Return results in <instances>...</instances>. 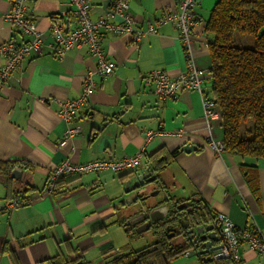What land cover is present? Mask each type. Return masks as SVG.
I'll return each mask as SVG.
<instances>
[{
  "label": "crops",
  "instance_id": "0c3cea01",
  "mask_svg": "<svg viewBox=\"0 0 264 264\" xmlns=\"http://www.w3.org/2000/svg\"><path fill=\"white\" fill-rule=\"evenodd\" d=\"M179 1L129 0L133 28H156L136 44L127 33L115 36L100 31L103 55L115 67L105 79L92 77L96 88L69 125L80 132L63 145L68 126L57 115L56 101L79 96L95 60L85 48L57 59L48 47L52 19L59 17L68 31L76 27L68 0L29 2L28 11L43 46L39 55L24 59L0 88V160L32 166V170L16 168L20 174L13 185L21 191L31 187V191L26 192L25 202L19 197L6 200L4 178L0 177V264H43L57 254L67 255L69 249L89 264H98L104 249L115 250L111 235L124 232L122 221L134 212L126 206L127 198L145 195V188H159L149 185L127 193L125 183L134 182L151 157H170L185 144L195 150H179L159 174L161 189L172 190L165 191L172 196L169 200L182 204L199 197L212 219L223 215L236 227H252L264 237V160L241 159L228 152L216 156L207 146L200 96L181 91L174 100H159L152 87L144 84V77L155 70H164L173 79L185 71L177 31L171 24L155 25L163 14L176 11ZM217 2L196 0L194 8L200 22L192 31V50L196 67L202 71L209 69L210 37L204 26ZM9 3L0 0V44L9 40L22 44L27 38L3 20ZM109 5L110 0H91L90 19L96 21ZM203 89L211 97L207 78ZM211 126L215 140L221 141L219 116ZM158 130L164 135L145 143L146 133ZM140 149L143 156L133 172L101 171L72 177L57 193L45 191L48 177L65 161L81 165L120 160ZM241 165L255 166L257 192L247 185ZM7 241L12 251L4 249ZM90 250L99 254L87 261L85 253ZM241 252L242 264H264V257L245 248Z\"/></svg>",
  "mask_w": 264,
  "mask_h": 264
},
{
  "label": "built area",
  "instance_id": "2783aa9c",
  "mask_svg": "<svg viewBox=\"0 0 264 264\" xmlns=\"http://www.w3.org/2000/svg\"><path fill=\"white\" fill-rule=\"evenodd\" d=\"M30 1L10 0L9 9L3 15V20L16 28L27 38V41L17 44L13 40H9L0 44V60L2 61L0 88L24 59L30 55H39L41 52L43 39L29 14L27 5ZM68 1L72 6V18L76 27L72 31H68L59 17L52 19L49 26L51 44L48 47L57 59H61L68 51L85 48L88 55L95 60V68L86 73L78 97L72 100L56 101L57 115L68 126L61 145L80 132L78 127L69 125L77 111L96 88L92 77L96 75L105 79L112 74L115 67L114 63L107 61L103 55L100 31L112 33L115 36L127 33L131 35V40L135 44L144 35L156 32L154 25H149L146 31L133 28V19L128 12L129 0H110L109 7L96 21L90 19L91 0ZM195 6L196 0H180L176 11L163 14L155 23V25L171 24L177 31L185 60V71L173 79L164 70H155L145 76L143 80L146 86L152 87L154 95L159 100H174L181 91H192L200 96L203 117L208 131L207 146L219 157L223 152V145L221 141L215 140L211 126V122L219 115L214 102L203 91L208 70L202 71L196 67L192 50V31L200 22L194 15ZM160 135H164V132L160 130L147 132L145 143ZM142 156L143 149H140L135 155L120 160H95L81 165H73L65 161L49 176L46 193L52 194L55 182L63 178L80 177L101 171L133 172L137 169ZM215 220L220 227L222 236L221 248L213 255L215 262L227 261L228 264H242V248L264 257V237L256 230L236 227L227 217L220 214L215 216Z\"/></svg>",
  "mask_w": 264,
  "mask_h": 264
},
{
  "label": "trees",
  "instance_id": "16d2710c",
  "mask_svg": "<svg viewBox=\"0 0 264 264\" xmlns=\"http://www.w3.org/2000/svg\"><path fill=\"white\" fill-rule=\"evenodd\" d=\"M204 33L210 37L207 43V80L210 99L220 118L223 152L241 159L264 160V0H218L205 23ZM248 36L252 37V46H240L239 42ZM178 152L179 149H176L170 157L149 159L148 166L154 172L156 183L160 181V172ZM18 167L32 170L27 163L0 160V177L4 178L5 199L16 200L19 197L22 198L21 202H25L26 192L31 191V187L17 190L13 186L14 180L10 178L11 172ZM241 170L247 185L257 192L255 166L241 165ZM71 178L57 180L52 195L64 188ZM171 203L168 216L151 227L156 239L151 245L124 254L115 253L112 248L104 249L98 264H171L177 257L186 254L188 251L184 247L173 248L168 240L170 233L176 236L172 226L178 224L176 216L179 212L175 207L181 202ZM187 209L182 210L186 212L185 229L213 220L199 197L189 199ZM123 229L127 237L130 236L132 227L123 226ZM16 244L18 248L21 247L19 242ZM4 249L12 251L8 241L4 243ZM75 253L69 249L67 255L57 254L43 264H89Z\"/></svg>",
  "mask_w": 264,
  "mask_h": 264
},
{
  "label": "water",
  "instance_id": "95a60500",
  "mask_svg": "<svg viewBox=\"0 0 264 264\" xmlns=\"http://www.w3.org/2000/svg\"><path fill=\"white\" fill-rule=\"evenodd\" d=\"M183 153H190L195 150V147L190 144L183 145L180 149ZM153 171L150 169V166H147L144 172L137 177L134 182L130 180L125 183L126 192H131L132 190L138 191L145 188L147 185L155 184L156 177L153 175ZM20 174L18 169H14L10 178L16 180ZM132 186L130 187V185ZM161 192V186L159 189L153 191L149 194V197L158 195ZM166 195V194H165ZM142 196L141 198H137ZM148 197V196H147ZM144 195H138L126 202V204H131L134 202H143L146 198ZM163 202H169V197L166 195ZM188 206L187 203H182L175 207L176 211H181ZM141 212L138 215H135L125 221L123 226H134L136 224L142 223L136 229V233L141 231H147L151 229L153 224L160 222L166 218L169 214V207L167 204L158 205L157 207H140ZM187 238L190 242V247L192 248L190 253L187 254L188 257L197 256L200 260V263H212L215 262L213 255L221 248L222 236L220 233V227L215 219L210 222L204 223L201 226L192 227L186 229ZM173 236V233L169 234V237Z\"/></svg>",
  "mask_w": 264,
  "mask_h": 264
},
{
  "label": "rangeland",
  "instance_id": "374dc122",
  "mask_svg": "<svg viewBox=\"0 0 264 264\" xmlns=\"http://www.w3.org/2000/svg\"><path fill=\"white\" fill-rule=\"evenodd\" d=\"M253 43L252 37H246L245 39L241 40L239 42L240 46L243 47H251ZM161 177H159L160 180ZM160 183V181H158ZM158 182L155 184H150L153 186H158L160 187L161 185L158 184ZM147 187H149V185H147ZM170 191L171 188L167 189ZM165 190V191H167ZM155 190H149V188H145L144 192L145 195L144 196H148L143 202H134L131 204H126V206L132 210V211H136L138 210V208L140 207H151L153 205L162 203L163 200L165 199V196L167 194V192L165 193V191H161L158 195L153 196V197H149V194L152 193ZM131 194V193H130ZM166 194V195H165ZM169 197H172L169 195ZM133 198H127V200L125 202L130 201ZM171 202H173L172 200H170ZM186 218V212L185 211H179V213L176 216V219L178 221V224H174L172 226L173 231L176 233V236H168V240L170 245L173 248H178V247H184L188 252L182 256L177 257L175 260L172 261L171 264H200V260L197 256H192V257H188L187 254L190 253L191 251V247H190V242L187 238V234H186V229H185V222L184 219ZM128 228V227H127ZM184 230V231H183ZM155 236L152 233V230L149 229L147 231H141L140 233H136L135 230L133 231L131 229L130 232V236L127 237L125 231L123 232L122 229L118 230L116 233V236L111 235V245L114 247V251L115 253L118 254H124L127 253L130 250H139L142 249L146 246L151 245L154 241H155ZM98 252L96 250H90L89 252L85 253L86 256V260L87 261H91L94 258L98 257Z\"/></svg>",
  "mask_w": 264,
  "mask_h": 264
},
{
  "label": "flooded vegetation",
  "instance_id": "af4514ba",
  "mask_svg": "<svg viewBox=\"0 0 264 264\" xmlns=\"http://www.w3.org/2000/svg\"><path fill=\"white\" fill-rule=\"evenodd\" d=\"M160 188V187H159ZM158 188V189H159ZM161 191H162V189H161ZM163 204H167L168 205V207H169V211H170V209L172 208V203L170 202V200H169V202H162L161 204H159V206L160 205H163ZM188 207V206H187ZM187 207H185L184 209L186 210L187 209ZM188 210V209H187ZM141 212V210L140 209H138V210H136V211H134V213H133V215H131V217H133V216H135V215H138L139 213ZM179 212V211H178ZM130 217V218H131ZM130 218H128V219H130ZM127 219V220H128ZM143 223V222H142ZM142 223H139V224H136V225H134V226H131L132 227V230L134 231L139 225H141ZM193 227H196V226H193Z\"/></svg>",
  "mask_w": 264,
  "mask_h": 264
}]
</instances>
